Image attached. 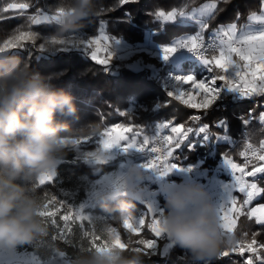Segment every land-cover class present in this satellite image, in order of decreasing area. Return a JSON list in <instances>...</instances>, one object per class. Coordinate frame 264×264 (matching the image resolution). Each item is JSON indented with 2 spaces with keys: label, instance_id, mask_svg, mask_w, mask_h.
I'll use <instances>...</instances> for the list:
<instances>
[{
  "label": "snow or ice",
  "instance_id": "snow-or-ice-1",
  "mask_svg": "<svg viewBox=\"0 0 264 264\" xmlns=\"http://www.w3.org/2000/svg\"><path fill=\"white\" fill-rule=\"evenodd\" d=\"M136 2L119 0L121 7ZM228 6L234 9L233 22L216 26L211 43H208L205 33L213 27L211 21L227 11ZM29 8L34 9V14L27 15L26 25L0 43V51L23 49L28 42L35 46L38 33L32 30V26L51 23L63 14L62 8L55 14H49L36 4L10 2L0 7V21L8 19L3 13L12 11L20 17L25 16ZM106 11V8L98 7V13ZM154 15L164 23L183 16H192L202 21L197 34L176 41L174 46L161 48L164 61H168L179 49L196 54L202 61L205 71L199 79L193 75L174 77L175 84L168 93L169 103L166 105L176 108L173 104L175 101L185 109L198 110L202 114L185 113L189 123L179 122L173 113L160 126L153 139H149L144 129L135 124L117 123L113 127L104 126L98 135L72 140L70 151L75 153L74 162L82 161L99 174L93 180H86L85 187L91 197H96L99 191L119 184L122 173L111 176L101 171V166L111 159L114 150L125 154L137 152L149 155L150 159L140 167L161 177L174 170H181L175 162L176 154L190 135L202 136L204 140L210 135H216L209 131L210 126L203 124L202 120L222 94L227 91L251 99L252 104L243 121L244 137L234 152L224 155V163L232 173V182L225 187L227 196L218 206V212L222 228L232 238V242L220 252L217 260L223 264H264V239H258L264 234V100L256 99L264 97V0H260L257 10H249L246 16L232 0H206L199 4L196 0H185L179 8L158 9ZM242 19L247 22L240 26ZM110 39L113 40L112 44L108 43ZM118 43L106 34L101 25L99 34L92 38L85 40L79 34L59 39L52 36L39 44V50L43 52L49 47L57 50L83 48L96 64L107 68L113 60ZM99 115L103 120L105 114ZM120 115L128 116L127 113ZM258 132L261 138L258 143H254L253 138ZM89 144L94 145L95 150H88L86 146ZM233 153L242 158V163L236 162ZM52 183L59 185L56 171L40 177L38 188ZM43 191V210L40 215L55 229L54 235L48 233L46 236L50 241H63L65 245H71L74 235L82 233L89 238L88 246H82L84 252L91 249L104 251L118 243L123 249L131 245V251L141 253L146 261H151L153 257L168 258L175 246L161 226L164 211L153 204H147L142 212L133 209V215L119 221L125 234L122 237L118 227L110 226L116 217L108 214L101 217L90 215L85 212L83 204H74L68 193L62 191L58 197L47 189ZM77 222L78 227L74 230L73 225H77ZM102 226L108 228V239L100 232ZM148 233L151 238H146ZM161 240L166 242L161 244ZM39 243L40 240L35 242ZM182 259L190 261L187 253ZM18 260V252L15 256H6L0 252V264H17ZM71 261L69 254L60 250L59 255L56 252L51 260H41L33 255L24 264H71Z\"/></svg>",
  "mask_w": 264,
  "mask_h": 264
},
{
  "label": "clouds",
  "instance_id": "clouds-1",
  "mask_svg": "<svg viewBox=\"0 0 264 264\" xmlns=\"http://www.w3.org/2000/svg\"><path fill=\"white\" fill-rule=\"evenodd\" d=\"M99 6V0H68L61 6L63 14L53 21V37L79 34L98 15ZM56 78L35 71L17 52L0 51V252L6 256H15L50 231L40 215V177L59 168L69 155L72 140L99 134L95 123L74 129L67 120L57 119H77L78 108L76 98L58 87ZM147 175L139 165L127 166L119 184L99 191L96 202L105 213L122 221L145 199ZM162 195L161 226L166 236L188 253L193 264H212L232 242L222 228L217 205L198 184L168 186ZM100 232L108 239L107 226ZM131 247L91 249L77 255L71 264H144L145 257Z\"/></svg>",
  "mask_w": 264,
  "mask_h": 264
},
{
  "label": "trees",
  "instance_id": "trees-1",
  "mask_svg": "<svg viewBox=\"0 0 264 264\" xmlns=\"http://www.w3.org/2000/svg\"><path fill=\"white\" fill-rule=\"evenodd\" d=\"M10 2H29L38 5L49 14H55L61 6L67 4L68 0H0V7L6 6ZM184 2L185 0H137L136 3L121 7L119 0H99L100 6L106 8L107 11L98 13L90 22H86L87 26L80 33H84L86 37L97 35L101 25L105 24V32L115 38H123L125 42L130 44L145 41L148 31L151 32L150 36L155 42L168 44L178 37L194 32L197 26L183 24L179 21L161 23L154 14L158 9L179 8ZM203 2H206V0H196L197 4ZM232 2L238 4L246 16L249 10H257L260 0H232ZM31 14H34L33 8L26 10L25 16L20 17L12 11L3 13L2 15L8 17V19L0 21V43L10 38L17 29H21V26L26 25V16ZM233 20L234 9L228 6L227 11L220 13L216 19L211 21L213 27L205 33V36H210L216 26L226 25L233 22ZM244 22L245 19H242L240 25ZM32 30L38 33L35 46L28 42L25 48L11 51L17 52L21 59L28 61L35 71L43 75L57 77L54 81L57 86L70 92L76 98L78 118L57 117L59 120H67L72 128L78 129L95 123L99 128V132H102L104 126L109 127L116 123H124L135 124L143 128L144 133L150 134L157 124L167 122L173 116V113L179 118V122L188 121L191 123L185 115L188 112L181 111L179 105L175 104L176 108L158 105L159 102H166V99L160 85L154 83V78H151L152 75L148 69H145L147 67H143L138 71L125 65L118 68V70H115L114 66L108 69V67L105 68L96 64L87 52L77 48L69 51L54 49L41 52L39 44L54 35V22L33 25ZM139 59H141L140 63H154L160 66L157 58H151L145 53L140 54ZM182 67L185 71L191 70V63L185 62ZM193 69H196L195 66ZM260 100H264V98ZM134 101L143 106L144 109H139L135 113L136 115L127 113L128 116H121L120 114L126 113L128 107ZM239 104L242 105L228 100L224 107H219L207 113L202 120V123L208 124L210 126L209 130L213 129L215 134H223L224 129L228 130L227 134L234 144L232 147V143H230V152L235 151L244 137L245 126L243 121L245 114L243 113L248 112L252 100ZM100 113L105 114L103 120L100 119ZM260 138L261 135L258 132L256 137L253 138V142L258 143ZM213 143L212 138L209 143L203 145L197 143L190 150L188 149L190 144L185 143L182 154L184 157L188 156L189 161L187 162H197L202 157L204 158V165L209 166L211 161L209 153ZM90 146L94 145L91 144ZM226 146L228 148L227 144L217 145V154L213 163L218 161L221 154L226 150ZM235 156L239 157L236 153H233V157ZM74 158L75 153L70 151L65 161L56 170L59 185L56 183L46 184L37 189L41 198L44 195L43 189L57 194L58 197L62 195V191L74 192V195L69 197L77 205L84 203L89 198L90 193L84 182L93 180L99 174L93 172V168L82 161L74 162ZM113 167V165H103L101 171L104 173L113 169ZM92 203L94 206L88 210L101 215L107 214L95 199ZM78 224L79 222H77V225H73L74 230L78 227ZM111 224L118 226L119 230L125 235L118 219L112 221ZM239 227L240 224L238 223ZM49 233L54 235L55 229L50 227ZM146 238H151V234L148 233ZM258 239H264V234L259 236ZM88 243L89 238L84 237L82 233L74 235L73 244L71 245H65L63 241H50L49 237H44L40 239L39 244L34 243L25 246L18 252H29L41 260H50L57 251L64 250L74 259L84 252L82 246L86 247ZM160 243L163 244L164 241H160ZM185 253L187 252L178 246H174L168 258L153 257L151 261L145 260L144 264H193L191 259L190 261L182 259ZM212 264H223V262L216 259Z\"/></svg>",
  "mask_w": 264,
  "mask_h": 264
},
{
  "label": "rangeland",
  "instance_id": "rangeland-1",
  "mask_svg": "<svg viewBox=\"0 0 264 264\" xmlns=\"http://www.w3.org/2000/svg\"><path fill=\"white\" fill-rule=\"evenodd\" d=\"M198 21H199L198 22L199 23L198 27H199L201 25V20L198 19ZM103 28L105 30V24L103 25ZM198 32H196V34ZM106 34L109 37H112L116 41L119 42L115 46L114 57H113L111 64L107 66L108 69H110V68H112V66H114L116 68L115 70H118V68L125 65L126 67H130L133 70L138 71V70L142 69L143 67H147L145 69H148V71L152 75L151 78H154V83L160 85V87H161L160 89L163 92V95L166 99V102H164V103L159 102V104H158L159 106L168 105V103H169L168 93H169V91L172 90L173 85L175 84L174 77L193 75L199 79L205 71L202 61L193 60L191 58V56L189 54H187L189 51L186 49H179L175 53V55L170 57V59L168 61H164L162 59L161 48L165 47V46H174L176 41H174L173 43H170V44L168 43L167 45H163V44L161 45L160 43L152 40V38L150 36L151 32L148 31L145 41L139 42L137 44H130V43L125 42L123 40V38H115L112 35L108 34L107 32H106ZM212 34H214V33L212 32ZM79 35L82 39H85V40L96 36V35H92V36L86 37V36H84L85 35L84 33H79ZM186 35H188V36H185L184 38L192 36L190 34H186ZM176 40L177 41L180 40V37L176 38ZM108 43L112 44L113 40L110 39L108 41ZM71 49H76V48H69V49L63 50V51H69ZM77 49L84 50L83 48H77ZM142 53H145L147 56H149L151 58H157L160 66H158V64H154V63H150V64L149 63L148 64L140 63L141 59H139V56ZM103 55H104L103 52H101V56H103ZM185 62L191 63V70H188V71L183 70L182 65ZM193 65L196 68L195 70L193 69V67H194ZM197 70H198V73H197ZM229 98H230V102L237 103L238 105H242L239 103H242L240 101L244 100L243 97L239 96L236 93H229V92L225 91L222 94V96L218 99V101L212 106V108H210L208 110L207 113L212 112V109L216 110L219 107H224L225 103L227 102V99L229 100ZM259 98L262 99L264 97H259ZM173 104L179 105V103L175 102V101L173 102ZM179 106L181 107V111L185 110L188 113L202 114V113H198V110L185 109V108H183V106H181V105H179ZM139 109H144V107L141 106L140 104H138L136 101H134V102H132V104H130L126 113L134 115L136 112H138ZM163 123H166V122H163ZM113 126H115V124L112 126H109V127H113ZM144 134L147 136L146 133H144ZM153 134L154 133H151L149 135V137L153 136ZM199 137L196 136V140H195V138H194V140L199 141ZM191 138H192V135H190L189 139L186 140L185 143L192 144L193 142L192 143L190 142ZM218 139H221V137H218ZM231 142H233V141H231ZM90 145L91 144L86 146L88 148V150H95L94 146H90ZM199 145H201V144L199 143ZM193 148L194 147L192 146V149ZM128 160H133L134 162H139V160H134V152L125 154V153H121L119 150H114L112 155H111V159L105 165H113L115 167V169L107 172L108 174L107 173H105V174L115 176V174H117L121 170V168L120 169L118 168L117 163L120 161H123L126 163ZM141 161H144V160H141ZM144 163H146V162H144ZM101 168H102V166H101ZM93 172L97 173L96 171H93ZM65 192L68 193V195L70 197H72L74 195V192H71V191H65ZM94 199H95V197H91L89 195V198L84 203H82L85 206L84 210H85V212H87L90 215H93L96 217H101L103 215H101L100 213L92 212V211L88 210L89 208H92L94 206V204L92 203V201H94ZM110 226H115V225L110 224ZM115 227H118V226H115ZM118 230H119V227H118ZM121 234L123 237L124 235L122 232H121ZM115 246L120 247V245L118 243ZM18 254H19V260H18L17 264H24V262L26 260H30L32 258V256L34 255L33 253H29V252H22V253L18 252Z\"/></svg>",
  "mask_w": 264,
  "mask_h": 264
},
{
  "label": "crops",
  "instance_id": "crops-1",
  "mask_svg": "<svg viewBox=\"0 0 264 264\" xmlns=\"http://www.w3.org/2000/svg\"><path fill=\"white\" fill-rule=\"evenodd\" d=\"M179 21L183 24H187V25H196L197 28L195 29L194 32L192 33H188L190 35H195L196 32H200V26L199 25V21L197 18L192 17V16H183V17H177L174 21ZM173 22V21H171ZM202 22V21H201ZM247 21L245 20L244 23H242L240 26H243ZM164 23V22H162ZM168 23V22H167ZM213 33H215V30L213 31ZM185 36L188 35H183L180 37V39H183ZM174 41H177L176 39H174L171 43H173ZM170 44V43H169ZM162 45V44H161ZM163 45H167V44H163ZM244 100L240 101V102H244V101H249L251 99L248 98H243ZM256 99H259L256 98ZM228 101V99H227ZM230 101V98H229ZM216 109V108H215ZM218 109V108H217ZM214 109H212L213 111ZM245 117L247 114V111L245 113ZM219 125V124H218ZM211 133H214V130H209ZM228 130L224 129L223 134H216L215 136H209V138L207 140H204L202 138V136L199 137V135H192L191 138V143L188 146V149H192V146L195 147L196 143H200L201 145L205 144V143H209L211 141V139L213 138L214 143L210 148V153L209 156L211 157V161H210V165L206 166L204 165V159L200 158L198 159L197 162H187L189 161L187 157H184L182 154V148L184 145L178 150L177 152V162L179 164V168L181 170H174L172 173H170L167 176H159L158 175V180H156L154 178V174H152V172L147 171L148 175L146 180L143 183V191H144V196L145 199L143 200V202H140L137 204L135 209H138L139 211H144L146 208L147 204H153L155 207H157L158 209H161L163 211H165L164 208V202H165V198L162 195V191L165 187L168 186H172L175 184H180V183H189V184H198L200 187H202L209 195V197L211 198L212 202H214L217 207L223 203L226 199V192H225V187L226 185L230 184L232 182V173L231 170L225 165L224 163V155L228 152H230V136L227 134ZM151 134V133H150ZM150 134H147V136L149 137ZM196 136L199 137V141H195L196 140ZM218 137H221V139H218ZM150 138V137H149ZM195 138V140H194ZM193 139V140H192ZM219 144H227L228 148L226 146V150L221 154L220 158L218 159V161L216 163H213V160L215 159V156L217 154V145ZM232 147L234 146V144H231ZM175 155V153H174ZM236 162L238 163H242V158L241 157H233ZM145 161H141L139 160V162H134L133 160H128L126 163L123 161H120L117 163L118 168L121 170L115 174V175H119L123 172V170L132 164H136V165H142L144 164ZM115 167H113V169L109 170L112 171L114 170ZM109 171L104 172L107 173ZM108 174V173H107ZM106 174V175H107ZM110 174V173H109ZM164 241V240H161ZM166 242V241H164Z\"/></svg>",
  "mask_w": 264,
  "mask_h": 264
},
{
  "label": "built area",
  "instance_id": "built-area-1",
  "mask_svg": "<svg viewBox=\"0 0 264 264\" xmlns=\"http://www.w3.org/2000/svg\"><path fill=\"white\" fill-rule=\"evenodd\" d=\"M214 34H215V33H214ZM214 34H211L210 36L206 37L208 43H211V40H212ZM187 54H189L193 60H198V61L200 60L199 57H198L196 54H194V53H192V52H190V51H189ZM200 61H201V60H200ZM161 125H162V124H157V125H156V127L154 128V130H152V133H154V134H153V136H151L149 139H153V138L155 137V135L157 134V132H158V130H159V128H160ZM148 159H150V156H149V155L144 154V153H137V152H134V160H144L145 162H147ZM152 174H154L153 176H154V178H155L156 180L159 179V178H158V175H157L155 172H152Z\"/></svg>",
  "mask_w": 264,
  "mask_h": 264
}]
</instances>
